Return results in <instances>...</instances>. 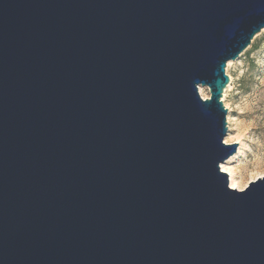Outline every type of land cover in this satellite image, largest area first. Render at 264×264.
<instances>
[{
  "label": "water",
  "instance_id": "95a60500",
  "mask_svg": "<svg viewBox=\"0 0 264 264\" xmlns=\"http://www.w3.org/2000/svg\"><path fill=\"white\" fill-rule=\"evenodd\" d=\"M263 29L264 0H0V264H264V178L220 170Z\"/></svg>",
  "mask_w": 264,
  "mask_h": 264
},
{
  "label": "rangeland",
  "instance_id": "374dc122",
  "mask_svg": "<svg viewBox=\"0 0 264 264\" xmlns=\"http://www.w3.org/2000/svg\"><path fill=\"white\" fill-rule=\"evenodd\" d=\"M225 73L229 83L221 98L227 110L224 143L237 144L229 165L245 189L264 178V29L237 61L227 63ZM200 91L201 97H209L206 88Z\"/></svg>",
  "mask_w": 264,
  "mask_h": 264
},
{
  "label": "bare ground",
  "instance_id": "6f19581e",
  "mask_svg": "<svg viewBox=\"0 0 264 264\" xmlns=\"http://www.w3.org/2000/svg\"><path fill=\"white\" fill-rule=\"evenodd\" d=\"M228 87H226V89H227ZM226 89H225V91H226ZM225 91H224V95H225ZM199 92H201L200 91V89H199ZM224 95H223V97H224ZM203 99H206V98H204V97H202ZM227 140V139H226ZM226 143V142H225ZM233 158V157H232ZM232 158H230L228 161H226V162H224V163H222L221 165H220V170H221V172L222 173H224L225 175H227V179H228V182H229V187L231 188V189H234V190H237V191H242L243 189H244V185L243 184H241L239 181H237L236 180V178H235V172H234V169H233V167H231L229 164H230V162H231V160H232ZM264 177V176H263ZM258 179V178H257ZM256 180V179H255ZM243 185V186H242Z\"/></svg>",
  "mask_w": 264,
  "mask_h": 264
}]
</instances>
